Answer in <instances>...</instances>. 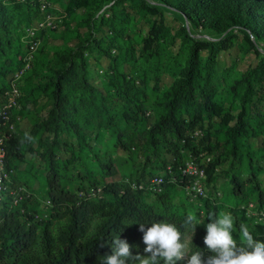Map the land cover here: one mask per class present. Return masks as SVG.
I'll use <instances>...</instances> for the list:
<instances>
[{
    "label": "rangeland",
    "instance_id": "1",
    "mask_svg": "<svg viewBox=\"0 0 264 264\" xmlns=\"http://www.w3.org/2000/svg\"><path fill=\"white\" fill-rule=\"evenodd\" d=\"M187 4L0 0V222L16 210L53 220V155L60 184L81 198L143 186L149 204L160 208L165 196L178 215L202 214L189 242L205 238L209 212L231 213L238 241L241 223L264 241V221L244 208L264 197V39L227 19L222 0L208 12ZM171 114L199 119L186 128L191 145L175 126L153 130ZM26 132L33 142L21 143ZM191 159L211 172L204 185L215 209L180 177ZM154 174L166 178L159 193L147 188Z\"/></svg>",
    "mask_w": 264,
    "mask_h": 264
},
{
    "label": "trees",
    "instance_id": "2",
    "mask_svg": "<svg viewBox=\"0 0 264 264\" xmlns=\"http://www.w3.org/2000/svg\"><path fill=\"white\" fill-rule=\"evenodd\" d=\"M222 1L227 19L264 39V0ZM213 2L190 0V4L181 8L188 13L199 10L208 12ZM206 107L211 109L209 103ZM198 121L196 118L188 124L171 114L157 123L153 130L165 132L169 125L175 126L176 138L191 145L186 128ZM45 126H48V122ZM54 161L52 155L47 178L50 201L57 207L56 216L53 220L41 221L31 214L22 219L25 215L20 214L19 210L5 212L0 222V264H104L102 258L112 254L111 242L118 235L131 246L132 258L126 264H140V261L151 255L145 251L147 245L143 240L144 232L140 230L141 224L146 230L154 221L167 219L175 223L182 233L185 231L182 219L186 214H176L164 199L165 196H161L162 206L158 208L144 201L143 189L119 184L109 187L113 193L111 200L81 198L77 193L62 187L54 169ZM207 174H211L208 169ZM235 183L237 191L243 192L240 180L235 178ZM206 207L215 209V200L206 198ZM39 229L41 242L37 246ZM191 241V249L201 250L205 258L209 249L204 239L194 237ZM136 256H140V260H134ZM159 264H164V261L160 260ZM177 264H187V259Z\"/></svg>",
    "mask_w": 264,
    "mask_h": 264
},
{
    "label": "clouds",
    "instance_id": "3",
    "mask_svg": "<svg viewBox=\"0 0 264 264\" xmlns=\"http://www.w3.org/2000/svg\"><path fill=\"white\" fill-rule=\"evenodd\" d=\"M35 138L28 132L24 134L21 143L33 142ZM198 212H188L183 217L185 231L182 233L175 223L165 219L153 222L152 226L145 230L144 224L140 230L144 232L143 240L147 245L145 251L151 253L140 264H177L178 261L187 258V264H205L201 250L191 251L189 227L195 233L196 226L203 224L205 218ZM206 224L207 234L204 243L207 248L215 253L207 260V264H264V241L254 239L253 232L243 223L239 225V241L233 237L236 231L235 217L231 213L221 212L218 215L209 212ZM193 237V236H192ZM192 242V241H191ZM112 254L103 257L104 264H126L132 258L131 246L118 235L112 240ZM140 260V256L134 257Z\"/></svg>",
    "mask_w": 264,
    "mask_h": 264
},
{
    "label": "built area",
    "instance_id": "4",
    "mask_svg": "<svg viewBox=\"0 0 264 264\" xmlns=\"http://www.w3.org/2000/svg\"><path fill=\"white\" fill-rule=\"evenodd\" d=\"M195 133L199 134V131ZM172 169L173 167L171 165L167 167V171H172ZM178 171L182 181L186 182L187 188L193 192L195 196H205L214 201L213 197L207 196V188L204 185V179L207 173L202 165L191 159L181 166ZM165 183L166 178L163 174H154L150 177L147 188L152 193H159L163 190ZM144 188L143 186L139 187V189ZM244 208L248 215L252 212L260 221H264V202H250Z\"/></svg>",
    "mask_w": 264,
    "mask_h": 264
}]
</instances>
